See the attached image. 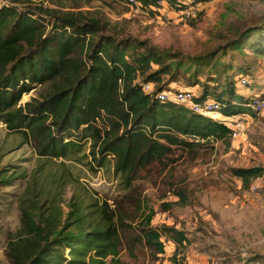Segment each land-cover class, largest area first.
Returning a JSON list of instances; mask_svg holds the SVG:
<instances>
[{
    "label": "trees",
    "instance_id": "obj_1",
    "mask_svg": "<svg viewBox=\"0 0 264 264\" xmlns=\"http://www.w3.org/2000/svg\"><path fill=\"white\" fill-rule=\"evenodd\" d=\"M137 1L147 9L163 2L184 10L189 3L211 0ZM19 2L0 0V121L9 132L20 133L40 157L64 162L89 143V169L96 171L112 160L114 174L128 190L141 170L175 149L195 155L211 142L229 143L231 129L223 122L158 98L163 90L177 89L169 84L179 73L178 62H167L166 54L143 41L104 34L97 18L33 3L19 8ZM251 34L250 49L264 56V24L244 28L235 44ZM242 74L254 72L241 69L221 80L207 77L193 100H215L226 116L255 115L250 98L236 87ZM146 85L150 91L144 90ZM38 87H45L39 97L20 102ZM230 173L247 189L263 168L232 167ZM0 182L9 185L10 179ZM126 194L129 207L118 201L114 207L107 201H77L64 211L59 189L43 199L41 190H27L19 205L20 232L7 241L11 263L128 264L122 250L132 257L137 245H145L156 259L165 253V242H172L169 260L180 264L178 255L190 243L185 232L151 225L153 208L144 198L128 199ZM174 194L178 204H187L183 188Z\"/></svg>",
    "mask_w": 264,
    "mask_h": 264
},
{
    "label": "rangeland",
    "instance_id": "obj_2",
    "mask_svg": "<svg viewBox=\"0 0 264 264\" xmlns=\"http://www.w3.org/2000/svg\"><path fill=\"white\" fill-rule=\"evenodd\" d=\"M28 1L17 5L81 12L99 19L104 34L129 36L163 52L167 62L179 63V73L169 87L197 94L207 77L221 80L241 69L264 80V56L250 49L253 35L241 45L234 42L244 28L263 26L264 0H211L196 5L188 1L185 9L196 10L188 19H182V9L163 2L147 9L125 0ZM193 81L198 85L190 86ZM44 88L24 94L20 102L39 97ZM88 151L89 143L64 162L40 157L30 142L20 133L9 132L0 121V180L10 179L9 185L0 182V264H12L7 241L20 232V200L29 189L41 190V199L59 189L64 211L68 203L77 201L82 205L107 201L111 207L118 201L129 207L125 193L128 199L144 198L155 212L151 225L181 229L190 240L178 255L180 264H264V190L251 192L230 173L232 167L253 166L262 167L264 176V113L248 115L244 129L229 143L211 142L195 155L175 149L162 162L141 170L128 190L114 174L112 160L90 170ZM179 188L186 192V205L177 203L174 192ZM168 204L172 205L163 209ZM165 245V253L156 259L145 245H137L132 257L122 250L121 257L128 264L170 262L175 245Z\"/></svg>",
    "mask_w": 264,
    "mask_h": 264
},
{
    "label": "built area",
    "instance_id": "obj_3",
    "mask_svg": "<svg viewBox=\"0 0 264 264\" xmlns=\"http://www.w3.org/2000/svg\"><path fill=\"white\" fill-rule=\"evenodd\" d=\"M130 5H140L137 0H125ZM182 19L194 17L196 10L188 8L180 11ZM236 87L250 98V108L256 114L264 113V80L257 75H239L236 77ZM260 88L259 91L256 88ZM151 85L144 87L145 91L151 90ZM160 100L173 101L188 106L193 112L213 116L215 119L223 122L231 129V139L237 138L244 129V120L248 115L226 116L220 111V104L215 100H208L205 103H197L193 100L194 92L190 89H172L163 90L158 93ZM256 179V180H255ZM249 185V190L253 193L264 190V176L256 177ZM161 264H172L169 261H163Z\"/></svg>",
    "mask_w": 264,
    "mask_h": 264
}]
</instances>
